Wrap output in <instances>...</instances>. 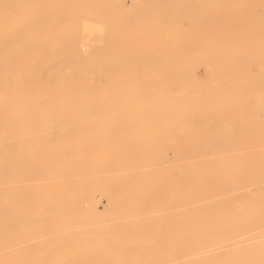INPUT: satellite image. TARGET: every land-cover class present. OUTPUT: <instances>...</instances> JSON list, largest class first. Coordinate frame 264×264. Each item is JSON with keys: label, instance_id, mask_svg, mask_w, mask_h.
Instances as JSON below:
<instances>
[{"label": "bare ground", "instance_id": "1", "mask_svg": "<svg viewBox=\"0 0 264 264\" xmlns=\"http://www.w3.org/2000/svg\"><path fill=\"white\" fill-rule=\"evenodd\" d=\"M126 1L0 0V264H255L264 0Z\"/></svg>", "mask_w": 264, "mask_h": 264}, {"label": "rangeland", "instance_id": "2", "mask_svg": "<svg viewBox=\"0 0 264 264\" xmlns=\"http://www.w3.org/2000/svg\"><path fill=\"white\" fill-rule=\"evenodd\" d=\"M127 3H129V0L128 1H126ZM132 135L133 136H136V133H135V131H132ZM80 142H82V140H79V139H77V140H72L69 144L70 145H76V144H80ZM68 147V145L67 144H65V148H67ZM104 153H106V152H104ZM75 158H77V157H75ZM93 158H94V156H93ZM95 160H96V165L94 166V169L99 165V160H98V158L96 157L95 158ZM100 169H101V167H100ZM63 170L64 171H66V172H69V171H75V170H77L75 167H70V168H68L67 170H66V167H64L63 168ZM92 172H93V168L90 170V174H92ZM78 173H80V170L78 169ZM68 185H67V181H63V180H58L57 181V184H56V186H55V188H66ZM95 195H96V198H97V200H98V203H97V207H98V209L100 210V211H103L104 210V206L105 205H107V204H112V201H109V200H107L106 201V198L102 195V193L101 192H99V191H96L95 192ZM137 197H139L140 195H136ZM236 210V209H235ZM110 219L111 218H105L104 220H102V221H97V222H95L92 226H94V227H101V226H104V225H106L107 223H109L110 222ZM127 218H124V220H126ZM149 235H151V237H153L154 235H156L157 237H161V233H158V232H156L155 234H149ZM148 235V236H149ZM137 236H142V235H137ZM137 236H135L134 238H137ZM246 236L247 235H245V236H242V235H238L237 237H235L234 239H231V240H228V241H226V242H230V241H232V240H241V239H244V238H246ZM249 236V235H248ZM247 236V237H248ZM117 240H120V241H130V240H134V239H117V238H108V239H106V243H108V242H110V241H117ZM141 240H143V241H146V239H141ZM103 243V241L102 242H100V243H98V244H102ZM248 253H245L247 256H248V259H249V261L250 262H252V263H255V264H260L261 262H264V257H263V253H264V248H254V249H251L250 251H247ZM160 253H163V252H161L159 249H155V251H154V257H157ZM236 256L237 254L236 253H233V254H231V255H228L229 257H232V256ZM233 256V257H234ZM164 257V254H162V256L160 257V258H163ZM172 259L171 258H168V259H166L165 260V264H172V261H171ZM204 264H207V263H204ZM208 264H210V263H208Z\"/></svg>", "mask_w": 264, "mask_h": 264}]
</instances>
